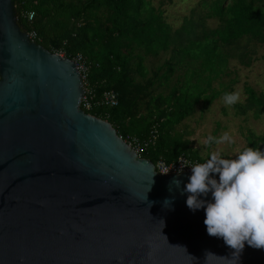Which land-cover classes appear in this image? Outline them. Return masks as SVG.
Wrapping results in <instances>:
<instances>
[{"label": "water", "instance_id": "95a60500", "mask_svg": "<svg viewBox=\"0 0 264 264\" xmlns=\"http://www.w3.org/2000/svg\"><path fill=\"white\" fill-rule=\"evenodd\" d=\"M15 1L0 0V264H264L207 233L170 185L191 172L158 173L82 109L77 64L31 40Z\"/></svg>", "mask_w": 264, "mask_h": 264}, {"label": "trees", "instance_id": "16d2710c", "mask_svg": "<svg viewBox=\"0 0 264 264\" xmlns=\"http://www.w3.org/2000/svg\"><path fill=\"white\" fill-rule=\"evenodd\" d=\"M165 4L166 0L15 1L20 26L26 32L37 31L42 46L64 51L69 58L84 55L96 102L108 90L117 92V106L100 104L88 113L108 120L125 140L138 139L140 156L154 163L181 156L203 162L208 155L193 148L191 131L179 126L200 106L204 109L231 93L217 90L215 84L230 74L233 58L250 65L253 50L248 45L264 43V0H201L200 10L190 9L180 25L179 16L169 15ZM214 19L219 24L210 27L208 21ZM198 27L201 33L196 34ZM244 39L248 43L242 47ZM164 56L168 57L151 68L147 64L150 58L159 62ZM246 92V102L236 107L261 118L264 92L251 86ZM244 135L246 147L264 151V133L248 129Z\"/></svg>", "mask_w": 264, "mask_h": 264}, {"label": "clouds", "instance_id": "9594fccd", "mask_svg": "<svg viewBox=\"0 0 264 264\" xmlns=\"http://www.w3.org/2000/svg\"><path fill=\"white\" fill-rule=\"evenodd\" d=\"M239 99V92L224 95L227 105L235 104ZM225 142L234 143L228 133L218 138L208 136L202 143L211 148L213 144ZM202 159L203 162L194 163L179 159L182 163L178 173L190 165L191 174L182 188L178 177H173L170 185L180 189L181 194L187 193L186 205L190 210L204 209L207 233L223 238L234 253L240 255L245 242L254 248H264V151L249 146L235 155H225L219 149H213ZM153 177L151 186L155 182ZM174 188L169 187V191ZM209 195L210 199L204 198ZM172 204L173 198L163 201L165 208Z\"/></svg>", "mask_w": 264, "mask_h": 264}, {"label": "rangeland", "instance_id": "374dc122", "mask_svg": "<svg viewBox=\"0 0 264 264\" xmlns=\"http://www.w3.org/2000/svg\"><path fill=\"white\" fill-rule=\"evenodd\" d=\"M155 1L158 2L159 0ZM200 1L201 0H173L171 4L166 0L165 7L169 15L179 16L176 21L180 25L183 19L181 17L188 15L190 9H195L197 7L198 11L200 10L198 6ZM218 24L219 21L217 19L208 21L210 27H216ZM194 32H196V34L201 33L200 28L198 27ZM187 39L188 36L185 38V41H187ZM246 43H248V40L244 39L241 46L243 47ZM248 46L253 50L249 52V55L252 56L250 65H245L240 59L233 58L230 63V74L225 75L215 84V87L219 91L227 90L229 92H239V101L235 104L227 105L224 101V94H222L210 106L204 109L200 106L193 117H190L179 126L181 130L189 129L191 131L190 138H192L194 142L193 148L198 149L203 156L209 155L210 151L213 149H219L221 153L225 155H235L246 148L247 141L244 132L251 129L257 134L264 133V115L261 118H256L253 116L252 112L243 114L236 107V104L246 102L247 86L255 88L258 92H264V43L251 42ZM242 51L243 48H241L240 52ZM166 57L168 56H164L159 62L150 58L147 64L151 68L154 64L156 65L163 62ZM224 133H228L234 140V143L229 144L225 142L220 145L213 144L211 148L202 143L207 140L208 136L218 138Z\"/></svg>", "mask_w": 264, "mask_h": 264}, {"label": "built area", "instance_id": "2783aa9c", "mask_svg": "<svg viewBox=\"0 0 264 264\" xmlns=\"http://www.w3.org/2000/svg\"><path fill=\"white\" fill-rule=\"evenodd\" d=\"M34 16H35V11H31L29 14V19L33 20ZM29 35H30V38L32 41L37 42V40L39 39L38 32L35 30L32 32H29ZM55 53L60 54L61 56H66V53L64 51L55 52ZM72 59L77 64L79 71L81 73L82 79L86 85L85 96L82 99V104H81L82 109H84L87 112V111L94 109L95 106L100 105V104H104L106 106H111V107L117 106L119 103V97H118V94L115 90L106 91L100 102L95 101V99H94L95 93L93 92V89L90 88V86L87 82L89 74H90V66H89L86 58L84 57V55L82 53H78ZM121 137L123 138V136H121ZM155 137L156 136L153 135V138H155ZM125 141L128 144H130V146L134 150H136L139 153V155H141L140 153L142 151V147L140 146L138 139H134L133 141H129V140H125ZM181 158H183L189 162H193V163L194 162H200L198 159L191 158L189 156H181L178 159L171 161V162H168L164 158H161L157 161V163H155V168H156L157 172L162 174V175H172V174H181L184 172H191V166L189 165V166H185L183 168V171L178 173L177 170L181 168L182 162L179 160ZM168 169H170V171L168 173H162V171H166Z\"/></svg>", "mask_w": 264, "mask_h": 264}]
</instances>
